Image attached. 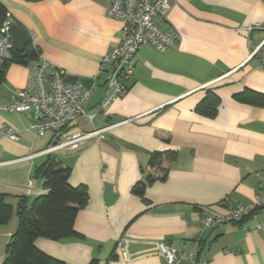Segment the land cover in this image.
Listing matches in <instances>:
<instances>
[{
    "label": "crops",
    "instance_id": "crops-1",
    "mask_svg": "<svg viewBox=\"0 0 264 264\" xmlns=\"http://www.w3.org/2000/svg\"><path fill=\"white\" fill-rule=\"evenodd\" d=\"M0 2L43 57L66 75L94 79L83 106L93 117L77 116L70 130L130 119L102 139L46 155L38 153L54 133L27 129L28 112L0 109V125L17 132L14 140H0V161L17 159L0 165V193L12 205L10 220L0 226V264L17 228L18 197L29 206L46 192L35 169L48 155L69 167L70 185H85L88 194L73 223L82 239H35L48 256L66 264H165L159 242L187 250L202 242L205 264H264V223L256 226L264 209L240 223L205 228L202 222L205 214L250 202L254 187L262 189L264 106L233 95L244 89L264 94V67L250 56L264 37V0H173L163 19L177 40L163 51L143 44L127 91L100 110L107 91L99 61L118 43L121 26L106 14L110 0ZM27 79L26 65L7 64L0 101H11ZM207 92L219 99L211 117L195 111ZM154 151L176 152L164 176L162 168L146 166ZM137 182H145L142 197L131 191Z\"/></svg>",
    "mask_w": 264,
    "mask_h": 264
},
{
    "label": "built area",
    "instance_id": "built-area-1",
    "mask_svg": "<svg viewBox=\"0 0 264 264\" xmlns=\"http://www.w3.org/2000/svg\"><path fill=\"white\" fill-rule=\"evenodd\" d=\"M172 2L173 0H110L106 14L117 19L121 26L118 43L99 61V73L105 76L104 86L107 94L97 110L106 107L115 97L122 96L127 91L125 82L134 74L136 53L143 44L148 43L155 50L163 51L177 40L174 31L164 28L163 17ZM9 24V20H5L0 27V64L10 58L13 50L7 33ZM250 56H256L259 65L264 67V37L252 49ZM26 66V86L18 90L11 101H0V109L11 113L28 112L31 120L26 125L27 129L38 135L47 131L54 133L53 142L38 154L47 155L58 150L78 149L89 141L104 138L106 132L114 125L130 120L123 119L118 123L89 130H64L81 114H86L88 118L93 117V113H85L83 109L92 90L79 81L74 84L66 82L65 71L43 57L40 52ZM4 137L14 140L17 138V132L9 125L2 124L0 140ZM16 160L0 161V165ZM28 185L30 186V182ZM260 207H264V180L261 190L254 187L253 199L250 202L233 205L222 214H205L202 218L203 226L215 228L226 222L241 219ZM263 223L259 222L256 226L259 228ZM118 247L122 251L120 242ZM159 249L165 264H179L183 260L191 264L206 263V259L198 257L197 248L187 250L161 241ZM125 256L123 254L122 257Z\"/></svg>",
    "mask_w": 264,
    "mask_h": 264
},
{
    "label": "trees",
    "instance_id": "trees-1",
    "mask_svg": "<svg viewBox=\"0 0 264 264\" xmlns=\"http://www.w3.org/2000/svg\"><path fill=\"white\" fill-rule=\"evenodd\" d=\"M8 20L6 7L0 2V27ZM39 50L29 39L22 51L11 50L10 58L0 64V82L4 77V70L9 63L27 65L31 59L37 57ZM233 98L238 102L264 106V94L251 89H244ZM219 99L207 92L205 97L196 105L195 111L213 116L216 112ZM64 130H69L68 126ZM176 158L174 151H154L147 160V168L160 167L166 174V165ZM70 169L64 166L53 156L46 159L35 169V175L43 179L46 192L35 197L29 206L24 196L18 197L16 213L18 224L16 230L10 236L6 255L1 264H66L43 253L34 246L38 237L52 240H60L67 237L82 239V236L73 229V223L77 212L85 206L88 199L85 185L72 186L68 182ZM151 179L150 176L147 177ZM145 182H137L131 189L132 193L142 197ZM264 207L257 208L250 214L235 220L237 223L252 217ZM12 215V205L6 201L5 194L0 193V226L6 224ZM203 243L198 247V257L201 258ZM92 260L89 264H95Z\"/></svg>",
    "mask_w": 264,
    "mask_h": 264
},
{
    "label": "water",
    "instance_id": "water-1",
    "mask_svg": "<svg viewBox=\"0 0 264 264\" xmlns=\"http://www.w3.org/2000/svg\"><path fill=\"white\" fill-rule=\"evenodd\" d=\"M164 28L166 27L164 26ZM7 33L11 42L12 49L15 51H22L30 39L28 31L23 26L17 23H10ZM65 80L70 84H74L76 81H79L85 87L90 89H92L94 81L93 78H78L75 75H66Z\"/></svg>",
    "mask_w": 264,
    "mask_h": 264
}]
</instances>
